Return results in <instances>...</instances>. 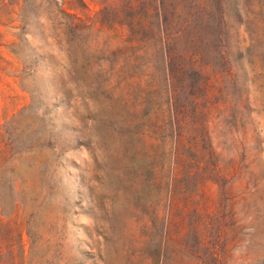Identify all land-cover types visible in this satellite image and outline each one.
Masks as SVG:
<instances>
[{
  "label": "rangeland",
  "instance_id": "1",
  "mask_svg": "<svg viewBox=\"0 0 264 264\" xmlns=\"http://www.w3.org/2000/svg\"><path fill=\"white\" fill-rule=\"evenodd\" d=\"M159 3L0 0V264H264V0Z\"/></svg>",
  "mask_w": 264,
  "mask_h": 264
},
{
  "label": "trees",
  "instance_id": "2",
  "mask_svg": "<svg viewBox=\"0 0 264 264\" xmlns=\"http://www.w3.org/2000/svg\"><path fill=\"white\" fill-rule=\"evenodd\" d=\"M166 1L167 0H160V3H159L160 4V6H159L160 15L161 14L163 15L164 20L166 19V15L163 13V6L165 5ZM160 15H158L157 20L159 19ZM71 19H72L71 29L74 30V31L78 30V26L74 25V22L76 21V19L73 18V17H71ZM162 32L163 31L162 30H159V29H157V31L155 33L153 31H151V33L153 35V38L152 39L155 40L156 37L160 39V35L162 34ZM141 33H143V30H141ZM152 39H151V41H152Z\"/></svg>",
  "mask_w": 264,
  "mask_h": 264
}]
</instances>
